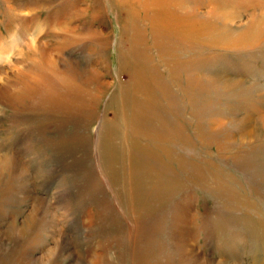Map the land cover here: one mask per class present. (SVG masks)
<instances>
[{
  "label": "rangeland",
  "instance_id": "1",
  "mask_svg": "<svg viewBox=\"0 0 264 264\" xmlns=\"http://www.w3.org/2000/svg\"><path fill=\"white\" fill-rule=\"evenodd\" d=\"M147 12L236 39L264 0H0V264H264V41L170 78Z\"/></svg>",
  "mask_w": 264,
  "mask_h": 264
},
{
  "label": "bare ground",
  "instance_id": "2",
  "mask_svg": "<svg viewBox=\"0 0 264 264\" xmlns=\"http://www.w3.org/2000/svg\"><path fill=\"white\" fill-rule=\"evenodd\" d=\"M162 1H166V0H162ZM162 7H163V5L160 6V8H162ZM213 7H214V9H213L214 12L215 11L218 12V11H220V9H223V10L226 9L224 7V5H222V3L217 4L216 6L214 5ZM166 11H167L166 9H162V12H166ZM217 12H215V13H217ZM231 14L232 15L229 16V14L223 13V20L225 19L226 23L231 21V20H234L233 19V18H235L233 16L234 13H231ZM132 15H134V14H132ZM143 17L145 19L150 18V24L148 26H151V29H149V30L152 32L150 36L152 37L151 39L153 40V42H150L151 43L150 46L155 48L156 45L159 46V43H160V46H159L160 49L162 51L168 53L172 57L170 63H167L168 72H169L167 76L170 78L176 77L175 72H177L179 69H181V67L186 66L187 64H194L195 63V61H192L190 63L188 61V63H186L187 61L181 60L180 59L181 57L178 54L181 51L186 50L187 48L191 47L194 44L209 45L210 46L209 48H212V49H216V48L228 49V48L232 47V46L229 47L230 45L237 43V42L242 44V45H244V44L252 45L254 43H257V42L260 43V42L264 41L262 39L264 37V20L263 19L262 20L257 19L256 22H254V20H253V23L249 25L248 30L241 32L238 35V37H236V39H232V37L228 36V34L226 36L223 34V32L226 33V31H228L226 28L220 29L219 27L214 26L213 24H211L209 22H200V21L198 22L196 19L193 20L194 18L192 15H186V14L183 15L180 13V15H173V16L169 15L168 17H166L164 14L160 13V14H156L153 17V14H152V16H150L149 12H147V14L143 15ZM136 22H137V19H136ZM221 34L224 35V37L221 36ZM145 36H146V33H145ZM130 37L131 38L129 40L132 42L131 43L132 46L135 45L137 47L142 42L143 34L138 33V31L136 29L135 30L133 29L131 31ZM205 37H207L209 39L206 40V39H204ZM186 38H190V40L192 42V44L189 43V46L185 44ZM148 43H147V47H149ZM176 43H178V44H176ZM220 43L222 44L221 46H220ZM47 53L49 54V52H47ZM202 59L205 60V61H203L204 64L213 63V62L218 61L217 58L211 59V57L207 56V55H205V57H198V60H202ZM199 65H201V63L198 65H193V67H195V71H196L197 67H200ZM186 67H184V68H186ZM174 70H175V72H174ZM153 71L155 73L157 72V70L155 68ZM222 73H224V72H221L220 75L223 76ZM225 75L226 74H224V76ZM237 80H236V82L240 83L239 82L240 79L238 81ZM233 84H235L233 79H228L226 81V86H228V87L233 86ZM2 87H3V85H2ZM144 118H146V117L142 118L139 115L138 119L136 120L137 125H135L137 127V129H140L142 131L145 130V124H147L146 120L148 122L150 121L148 119L145 120ZM102 128H103V122L101 123V129ZM155 157L158 158V156H156V155H155Z\"/></svg>",
  "mask_w": 264,
  "mask_h": 264
}]
</instances>
